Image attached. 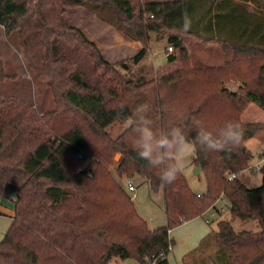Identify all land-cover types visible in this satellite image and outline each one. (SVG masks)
<instances>
[{
  "label": "trees",
  "instance_id": "trees-1",
  "mask_svg": "<svg viewBox=\"0 0 264 264\" xmlns=\"http://www.w3.org/2000/svg\"><path fill=\"white\" fill-rule=\"evenodd\" d=\"M59 1L107 6L106 19L142 44L133 63L145 55L149 34L166 30L179 63L138 81L64 22ZM184 15L192 20L187 32ZM0 26L18 33L23 57L54 102L41 113L18 98L0 97V201L7 187L14 192L0 264H109L113 257L169 264V230L203 216L220 195L230 218L216 221L209 235L226 255L223 264H264V164L257 186L237 176L251 158L245 141L264 130L241 120L249 103L264 110L263 0H0ZM179 37L218 44L221 62H192ZM229 81L241 85L233 91L225 86ZM139 104L148 106L157 131L181 127L194 141L197 127L215 133L232 120L245 135L227 152L193 148L192 162L206 180L198 194L182 171L165 184L132 150L134 133L124 122ZM135 176L162 189L164 225L150 228L121 185ZM235 219L255 220L259 230H235Z\"/></svg>",
  "mask_w": 264,
  "mask_h": 264
},
{
  "label": "rangeland",
  "instance_id": "rangeland-1",
  "mask_svg": "<svg viewBox=\"0 0 264 264\" xmlns=\"http://www.w3.org/2000/svg\"><path fill=\"white\" fill-rule=\"evenodd\" d=\"M57 4L61 16L67 25L80 29L88 39L97 45L108 62L114 63L120 71H130L138 81L141 82L155 77L160 70L164 69L162 67L167 64L169 53H166L164 50L168 40L166 30L163 32H151L149 34L148 45L145 48V55L138 63H133L131 57L140 49L142 44L138 39L118 29L113 24L112 19L111 22L106 19L110 15V10L107 6L96 2L76 4L59 1ZM185 41L190 46L187 50L192 55V62H197L200 59V55L204 53L205 55L209 53L212 56H217V53H215L216 49L213 47L205 49L207 46L199 45V49L197 44L193 43V39L186 38ZM171 57L173 59L167 65L170 67L173 64L179 63L178 48L176 49L175 47ZM0 58L7 74V78L0 80V97L18 98L25 103L32 104L41 113L54 108L52 93L47 87L46 82L33 73L22 55L18 33L14 31L7 34L4 32L2 26H0ZM122 66L126 68L124 69ZM225 86L233 90L231 84H225ZM248 108L249 111L246 113L248 117L245 116L243 118L242 115ZM243 113L241 114L243 123L264 125V115L262 114L264 110L256 104L249 103ZM259 116H261V121ZM249 118L252 121H249ZM108 131L112 136H115L117 128H109ZM245 146L251 153V158L248 161L250 165L256 162L258 154L264 152V130L249 137L245 141ZM192 156L193 150L189 156V163L184 167L182 173L189 187L194 192L201 194L206 191L205 175L201 169L198 173L194 172L195 164L192 162ZM118 157L119 155H116L115 159L117 160ZM237 176L241 182L249 187L257 186L261 183V174L258 170L245 169L237 173ZM129 179L134 183L135 187L132 192L126 190L124 180L120 182L131 196L136 210L144 217L150 228L164 225L166 219L162 189L159 188L157 191L152 190L149 184L139 176ZM4 193L5 195L0 201V241L11 224L14 200V192L9 187H7ZM212 211H214V214L210 216V212ZM204 217L205 219L207 217L210 219V225L215 229L216 221L230 218L228 206L219 213L214 209H208L204 213ZM232 226L235 230L249 229L255 232L259 230L255 220L244 221L235 219L232 221ZM180 229H184V227ZM210 238V235L204 238L202 243ZM197 251L201 253L200 248ZM209 253L210 251L208 250L204 254L203 260L208 261ZM170 260L171 264H175L173 256L170 257ZM109 264H140V262L134 257L124 259L113 257L109 261Z\"/></svg>",
  "mask_w": 264,
  "mask_h": 264
},
{
  "label": "clouds",
  "instance_id": "clouds-1",
  "mask_svg": "<svg viewBox=\"0 0 264 264\" xmlns=\"http://www.w3.org/2000/svg\"><path fill=\"white\" fill-rule=\"evenodd\" d=\"M191 26V18L184 15L181 29L187 32ZM148 112L146 104H139L124 123L134 133L131 148L136 156L152 168L158 169L159 178L165 184L177 179L178 174L189 163V156L195 146H199L201 151L227 152L238 146L245 135L239 122L228 120L215 133L204 127H197L193 141L188 139L181 127L155 130Z\"/></svg>",
  "mask_w": 264,
  "mask_h": 264
},
{
  "label": "crops",
  "instance_id": "crops-1",
  "mask_svg": "<svg viewBox=\"0 0 264 264\" xmlns=\"http://www.w3.org/2000/svg\"><path fill=\"white\" fill-rule=\"evenodd\" d=\"M238 1V0H234ZM264 1V0H263ZM223 11V10H222ZM225 27V26H224ZM238 30V27H237ZM168 35V34H167ZM187 37H179V41L182 43V45L189 49L190 46L187 45L185 39ZM193 43L197 44L198 48L199 45L213 47L216 49L215 53H217V56H212L209 53L207 55L201 54L200 59L204 62L212 63L221 62V54L218 44L216 43H206L203 41H198L197 39L193 38ZM169 44L168 40L166 43V46ZM165 46V47H166ZM175 49V47H174ZM177 49V47H176ZM200 49V48H199ZM165 50V48H164ZM203 50V49H201ZM166 52V50H165ZM168 53V52H166ZM169 55H172V53H169ZM169 56L168 61L165 66L162 68L168 67L169 64ZM138 63V62H135ZM160 68V69H162ZM227 84L232 85L233 91L240 86V82L238 81H230L226 82ZM252 106V105H250ZM249 106V108H250ZM249 108L243 113V118L246 116V113L249 111ZM264 115V113H262ZM264 118V117H263ZM259 119L261 121V116H259ZM248 120V119H247ZM249 121H252L251 118H249ZM263 121V120H262ZM200 194V193H198ZM202 194V193H201ZM166 219V217H165ZM211 222V221H210ZM210 222L205 220L204 214L203 216L195 217L191 220L185 221L176 227L169 230V236L172 239V250L167 254V260L168 263L171 264L170 257H174L175 264H223V260H226V255L222 252V249L219 248L215 242L212 240V238L207 239L204 243H202V240L209 236V234L214 230L213 227H211ZM158 227V226H157ZM184 229H180L183 228ZM201 249V253L197 251V249ZM210 251L209 253V259L208 261L203 260V256L206 252ZM153 264V263H150Z\"/></svg>",
  "mask_w": 264,
  "mask_h": 264
},
{
  "label": "built area",
  "instance_id": "built-area-1",
  "mask_svg": "<svg viewBox=\"0 0 264 264\" xmlns=\"http://www.w3.org/2000/svg\"><path fill=\"white\" fill-rule=\"evenodd\" d=\"M152 16V15H150ZM166 52L168 53H172L174 50V46L173 44L169 43L166 47H165ZM264 164V152L260 153L257 157L256 162L250 164L248 166L249 170H258L260 168V166ZM230 178L234 177V173H231L229 175ZM125 185H126V189L130 192L134 191L135 187H134V183L130 180V179H126L125 180ZM214 206H211L210 209H214L216 212L218 211H222V209H224L227 206V200L224 196L220 195L216 202L214 203ZM214 211L210 212V216H213ZM207 222L210 221V219L207 217L205 219ZM172 250V244H169L167 247V251L168 253Z\"/></svg>",
  "mask_w": 264,
  "mask_h": 264
},
{
  "label": "water",
  "instance_id": "water-1",
  "mask_svg": "<svg viewBox=\"0 0 264 264\" xmlns=\"http://www.w3.org/2000/svg\"><path fill=\"white\" fill-rule=\"evenodd\" d=\"M244 148V147H243ZM200 171V167L199 166H197V165H195V167H194V172L195 173H198Z\"/></svg>",
  "mask_w": 264,
  "mask_h": 264
}]
</instances>
